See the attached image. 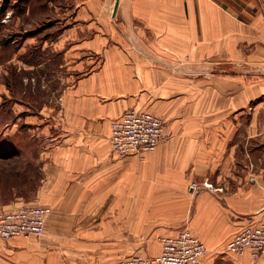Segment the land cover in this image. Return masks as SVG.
Listing matches in <instances>:
<instances>
[{
  "label": "crops",
  "instance_id": "0c3cea01",
  "mask_svg": "<svg viewBox=\"0 0 264 264\" xmlns=\"http://www.w3.org/2000/svg\"><path fill=\"white\" fill-rule=\"evenodd\" d=\"M47 3L60 16L34 18ZM114 3L0 0V55L9 45L36 87L63 72L58 108L30 115L47 142L27 203L51 208L45 231L0 239V264H117L158 254L160 237L185 225L211 250L264 221V0H118L113 14ZM130 107L161 116L165 139L120 156L110 121ZM7 196L0 210L29 205Z\"/></svg>",
  "mask_w": 264,
  "mask_h": 264
},
{
  "label": "rangeland",
  "instance_id": "374dc122",
  "mask_svg": "<svg viewBox=\"0 0 264 264\" xmlns=\"http://www.w3.org/2000/svg\"><path fill=\"white\" fill-rule=\"evenodd\" d=\"M52 4L53 3L51 4L47 3L46 5L39 4L36 10V15H33V17L36 18V16H38L39 19H41V18H46L49 15L51 20L56 17H59L60 16L58 14L59 10L57 11L56 10L57 8L55 9V7ZM24 20L27 21V18H25V16H24ZM29 25L30 24L28 23V21L25 22L24 28L25 27L29 28ZM61 26L62 24L56 23L53 26H51L49 30H57L60 29ZM56 32L57 31H55L54 33ZM0 47L1 49H3L4 44L0 43ZM6 49L7 50H1L2 53L0 55V65H2L3 68H7L6 75L3 71H1L0 73V83H1L0 84V200L8 201L9 199L7 197L9 196H7V193L9 194L10 192H15L17 194L22 193L25 196L23 201H26V203L24 204H29L27 202L32 201L31 200L32 193L30 191L35 189L37 183V182L30 183V178H31L30 175L33 176L32 178L34 179H36L37 177L40 178L41 176L40 170L37 172V167H36L37 161H36L35 153L38 152L37 149L38 148L40 149L43 143L47 142V140L43 138V136L40 135L39 137H37V135L32 130L33 128H31L30 125V115L32 114V112L37 111V109H42V107H46L49 105L52 106V109L58 108L57 106L58 96L60 95V91H61V82L59 83L58 76H62L63 72L62 70H60V72L56 74L53 72L56 85H52L54 81L48 82L49 84L47 85L46 79L48 78V73L46 72V74L44 75L45 79L43 80V84H44L43 86L45 87H41V86L36 87L37 85L36 77H33L31 72L29 71L30 69H23L21 71L14 70L13 64L14 62H16V58L14 57V59H12L13 56L11 52L13 50L9 49V45L6 46ZM29 53L30 51H27L26 54L22 56L23 57L22 59L24 60L29 59L28 58ZM5 57L6 59H8L7 60L8 63L6 64L3 63L4 61H2V59ZM48 57L53 59L54 64L58 63L61 59L59 54L57 53L54 52L49 53L44 51V53H42V58L44 59ZM10 63L12 64L11 67H10ZM46 67L47 66H44V68ZM32 77L35 79V80L33 79V83L35 84H31ZM22 79H24L25 81L24 84L23 83L21 84ZM130 108H134V107H130ZM135 109L148 111L156 116H159L154 111H149L139 108H135ZM159 117L163 120L161 116ZM164 128H165V123H164ZM142 153L144 152H141L139 154ZM113 154L116 153L113 152ZM16 180H22V181H16ZM15 184H17V187H21V189L11 188L14 187ZM26 206H46V205H39V204L22 205V207H26ZM44 231H45V222H44ZM233 233L229 238H227L216 248H212L211 250H209L205 246L208 252L206 251V254L203 256L201 264L203 263L204 260L206 264H242V255L232 254L225 250L226 243L232 237ZM28 236H34V235H28ZM28 236H15L10 238H0V239L7 241L9 239L26 238ZM36 237H40V236H36ZM209 253L211 255H209Z\"/></svg>",
  "mask_w": 264,
  "mask_h": 264
},
{
  "label": "built area",
  "instance_id": "2783aa9c",
  "mask_svg": "<svg viewBox=\"0 0 264 264\" xmlns=\"http://www.w3.org/2000/svg\"><path fill=\"white\" fill-rule=\"evenodd\" d=\"M164 139L163 120L148 111L129 108L110 122L109 142L118 155L151 151ZM49 212L46 206L0 210V238L41 236ZM225 250L255 259L264 256V221L252 220L242 225L227 241ZM206 251L202 240L185 225L160 237L158 254H131L119 258L117 264H201Z\"/></svg>",
  "mask_w": 264,
  "mask_h": 264
},
{
  "label": "water",
  "instance_id": "95a60500",
  "mask_svg": "<svg viewBox=\"0 0 264 264\" xmlns=\"http://www.w3.org/2000/svg\"><path fill=\"white\" fill-rule=\"evenodd\" d=\"M118 5V0H115V3H114V7H113V14L115 13L116 11V7Z\"/></svg>",
  "mask_w": 264,
  "mask_h": 264
}]
</instances>
